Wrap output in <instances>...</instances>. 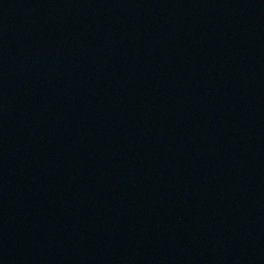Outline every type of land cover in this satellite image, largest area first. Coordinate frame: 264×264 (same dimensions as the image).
<instances>
[{
    "label": "water",
    "instance_id": "obj_1",
    "mask_svg": "<svg viewBox=\"0 0 264 264\" xmlns=\"http://www.w3.org/2000/svg\"><path fill=\"white\" fill-rule=\"evenodd\" d=\"M0 264H264V0H0Z\"/></svg>",
    "mask_w": 264,
    "mask_h": 264
}]
</instances>
